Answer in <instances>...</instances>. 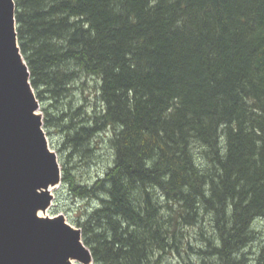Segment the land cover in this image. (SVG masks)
Listing matches in <instances>:
<instances>
[{
	"label": "trees",
	"instance_id": "obj_1",
	"mask_svg": "<svg viewBox=\"0 0 264 264\" xmlns=\"http://www.w3.org/2000/svg\"><path fill=\"white\" fill-rule=\"evenodd\" d=\"M14 2L36 98L96 86L44 121L85 158L109 132L102 176H62L93 264H264V0Z\"/></svg>",
	"mask_w": 264,
	"mask_h": 264
},
{
	"label": "water",
	"instance_id": "obj_2",
	"mask_svg": "<svg viewBox=\"0 0 264 264\" xmlns=\"http://www.w3.org/2000/svg\"><path fill=\"white\" fill-rule=\"evenodd\" d=\"M62 182L17 39L14 0H0V264H93L80 228L49 216Z\"/></svg>",
	"mask_w": 264,
	"mask_h": 264
},
{
	"label": "rangeland",
	"instance_id": "obj_3",
	"mask_svg": "<svg viewBox=\"0 0 264 264\" xmlns=\"http://www.w3.org/2000/svg\"><path fill=\"white\" fill-rule=\"evenodd\" d=\"M82 82L83 79H80L73 84L69 96L64 97L62 103L57 105L58 108L63 105L68 106V104H70L73 109L82 107L84 110L87 109V112L91 114L92 107H94V88H96V86L90 81H84V84H82ZM38 102L39 111L43 116L44 130L48 137L50 148L56 153L58 158V162L62 170V176L64 174V168L68 170V173L74 176L81 184H91L97 176H102V174L105 172V169L111 164L112 161L111 150L106 143V139L109 138L106 134H109V132L107 131L105 135L102 133L98 135V137H101L100 139H103V141L99 143L95 153L88 155V157L91 156L90 158H85L80 156V154H73L71 153V150L68 149V146H64L65 137L63 136L65 135V132L61 133L57 125L53 123L45 124L44 122L45 119L57 117L56 113H58V109L57 106L54 107L55 102L49 99V97L44 96V94H42V98L38 99ZM86 104H89V106ZM104 137L106 139H104ZM69 154L71 155L69 156ZM52 194L53 205L47 214L51 217L61 214L65 217L66 221L76 227V222L84 221L87 218V214L91 212V209L97 206V202L94 199L87 200L81 198L77 199L76 197L74 198V196L69 192L68 185L63 181L59 187L52 191ZM256 232L259 236L264 238V221ZM172 257L167 258L166 262H168V264L181 263V260H176Z\"/></svg>",
	"mask_w": 264,
	"mask_h": 264
},
{
	"label": "bare ground",
	"instance_id": "obj_4",
	"mask_svg": "<svg viewBox=\"0 0 264 264\" xmlns=\"http://www.w3.org/2000/svg\"><path fill=\"white\" fill-rule=\"evenodd\" d=\"M36 94V93H35ZM55 190V189H54ZM50 211V210H49ZM206 228V227H205ZM258 228V227H257Z\"/></svg>",
	"mask_w": 264,
	"mask_h": 264
}]
</instances>
